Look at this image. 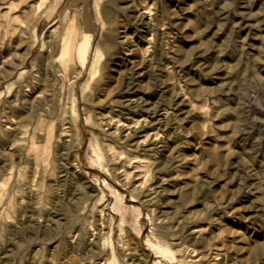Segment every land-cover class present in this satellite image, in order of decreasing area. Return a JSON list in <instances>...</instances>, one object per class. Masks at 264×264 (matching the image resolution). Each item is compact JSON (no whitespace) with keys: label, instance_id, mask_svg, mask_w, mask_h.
I'll use <instances>...</instances> for the list:
<instances>
[{"label":"rangeland","instance_id":"obj_1","mask_svg":"<svg viewBox=\"0 0 264 264\" xmlns=\"http://www.w3.org/2000/svg\"><path fill=\"white\" fill-rule=\"evenodd\" d=\"M0 264H264V0H0Z\"/></svg>","mask_w":264,"mask_h":264},{"label":"bare ground","instance_id":"obj_2","mask_svg":"<svg viewBox=\"0 0 264 264\" xmlns=\"http://www.w3.org/2000/svg\"><path fill=\"white\" fill-rule=\"evenodd\" d=\"M66 46L64 47L65 49H63V50H61V51H63L62 52V54H63V56H67V55H69V51H74V52H76V54H79V59H80V61H81V63H82V65L84 66V60H86V52H87V47L85 46V45H83V43L81 42V43H78V40H77V42H76V35L75 34H73V36H72V38H71V41H70V44H68V42L65 44ZM76 59H78L77 57H76ZM71 61V58H70V60H69V62ZM71 63V62H70ZM93 63H94V61H93ZM92 63V64H93ZM67 65H68V63H67ZM68 67V66H67ZM68 69V68H67ZM66 69V70H67ZM66 76H68V75H66ZM71 77V76H70ZM67 81H68V78H67ZM70 81V80H69ZM33 108V107H32ZM33 110V109H32ZM31 110V111H32ZM36 110V109H35ZM29 112H30V110H29ZM31 113V112H30Z\"/></svg>","mask_w":264,"mask_h":264}]
</instances>
